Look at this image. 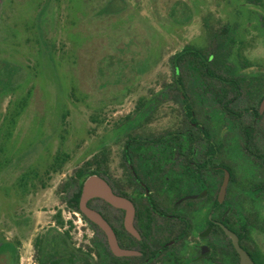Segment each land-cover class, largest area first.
Segmentation results:
<instances>
[{"label":"rangeland","instance_id":"rangeland-1","mask_svg":"<svg viewBox=\"0 0 264 264\" xmlns=\"http://www.w3.org/2000/svg\"><path fill=\"white\" fill-rule=\"evenodd\" d=\"M6 5L0 6V242L15 246L12 264L53 258L93 264L90 258L99 260L106 249L69 208L71 193L91 176L89 170L114 178L123 165L128 134L155 137L176 130V53L194 44L210 49L217 34V45L237 39L233 58H241L236 56L240 52L245 56V49L236 46L243 42L245 5L242 0H23L13 8ZM227 26L229 35H224ZM184 68L188 92L202 95L197 72L188 64ZM28 92V106L7 141L4 110L9 100ZM162 92H169L167 103L154 104L153 111L147 105L148 116L143 108L138 129H130L135 121L127 119L137 102L158 100ZM236 106L243 109L245 100ZM210 109L203 104L201 110ZM60 153L69 154L62 164L55 158ZM223 159L236 173L245 172L243 158ZM80 168L87 173L77 179ZM26 172L36 176L23 189L19 182Z\"/></svg>","mask_w":264,"mask_h":264},{"label":"flooded vegetation","instance_id":"flooded-vegetation-1","mask_svg":"<svg viewBox=\"0 0 264 264\" xmlns=\"http://www.w3.org/2000/svg\"><path fill=\"white\" fill-rule=\"evenodd\" d=\"M16 2L23 0H0V6L4 3L13 8ZM242 2L245 30L243 42L236 46L245 49V56L243 52L236 56L243 60L233 58L237 39L232 37L217 45L215 34L210 49L189 46L192 49L182 55L183 70L174 76L180 98L176 130L166 129L155 137L128 134L119 172L114 178L101 174L131 211L99 195L86 202L90 212L108 223L124 252H115L105 229L82 210L86 180L78 201L80 186L71 193L69 208L92 231L95 243L106 249L99 260L90 258V263L242 264L235 234L253 264H264V0ZM228 30L225 27L223 34L229 35ZM221 46L223 52L218 51ZM193 56L207 58L208 65L218 72L197 74L202 95L187 90L184 67ZM29 94L7 103L2 118L7 141L28 106ZM207 94L210 96L205 97ZM168 99L169 92H162L158 100L152 97L137 102L134 116L127 119L135 121L129 123L130 129H138L143 108L149 105L153 111L154 104L164 105ZM243 99L245 107L239 109L236 104ZM203 104L211 105L209 112L202 113ZM144 113L148 116L149 112ZM223 158H243L245 172L236 173L232 163ZM90 171L91 176L99 174ZM13 251L16 248L8 240L0 242V260H5L0 264H12L9 256Z\"/></svg>","mask_w":264,"mask_h":264},{"label":"water","instance_id":"water-1","mask_svg":"<svg viewBox=\"0 0 264 264\" xmlns=\"http://www.w3.org/2000/svg\"><path fill=\"white\" fill-rule=\"evenodd\" d=\"M94 195L102 196L106 198L109 202H111L112 204L116 206L127 207L131 211L128 202L121 197L115 196L110 184L102 176L92 175L87 179V181L84 184L83 198H82V205H81L82 210L85 211L94 221H96L98 224L101 225V227L105 229V231L109 235L110 243H111L113 250L117 253L124 252L123 250L119 248L115 235L111 227L108 225V223L105 220H103L100 215L90 212L86 208V202L88 198ZM229 233L233 234L231 231ZM233 236L235 238V245L242 258V264H245L248 262H251V264H253L249 255L240 247L236 235L233 234Z\"/></svg>","mask_w":264,"mask_h":264},{"label":"trees","instance_id":"trees-1","mask_svg":"<svg viewBox=\"0 0 264 264\" xmlns=\"http://www.w3.org/2000/svg\"><path fill=\"white\" fill-rule=\"evenodd\" d=\"M192 49V47L187 46L183 51L176 53L173 58H172V62L175 66V71H174V75L175 76H179V71L181 70L182 67V55L184 52H189ZM208 59L206 58V60L200 59L199 57H195L193 56L192 58L189 59L188 61V65L190 66V68L193 69L194 72H197V74H216L218 73L214 67H211L208 65ZM177 81V80H176ZM55 158H58V164H62L63 161H66L67 158H69V154L68 153H60L58 154ZM57 165V164H56ZM56 165H53L52 167L55 168ZM87 165H90V163H88ZM85 169L80 168L79 171L77 172V179H82L85 175ZM92 173H99L100 172L98 170L95 171H90ZM32 176H36V173H30V172H26L22 175V177L20 178V182H19V186L23 189H27L28 187V183L30 181V178ZM82 183H79L80 185V191L79 193L76 194V199L78 201L79 197H80V192H81V188H82ZM68 235V232H67ZM65 259H50L49 260V264H66L65 263ZM45 264V263H43ZM69 264H75V260L74 258H70L69 260Z\"/></svg>","mask_w":264,"mask_h":264}]
</instances>
